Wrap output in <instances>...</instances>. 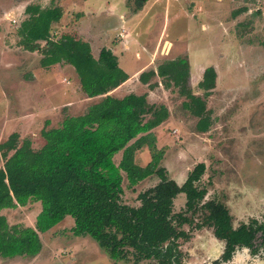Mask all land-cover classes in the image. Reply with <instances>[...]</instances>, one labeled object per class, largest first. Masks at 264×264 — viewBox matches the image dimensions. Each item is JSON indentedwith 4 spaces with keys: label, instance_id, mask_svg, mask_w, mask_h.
Segmentation results:
<instances>
[{
    "label": "rangeland",
    "instance_id": "1",
    "mask_svg": "<svg viewBox=\"0 0 264 264\" xmlns=\"http://www.w3.org/2000/svg\"><path fill=\"white\" fill-rule=\"evenodd\" d=\"M31 4L63 9L61 21L53 27L55 40L63 35L82 39L96 58L106 47L129 75L144 67L142 73L157 71L167 61L188 60L189 87L204 99L211 120L205 133L197 129L198 117L184 109L185 96L173 86L167 88L163 78L151 76L145 87L142 73L134 79L140 82L137 93L148 94L150 103L170 111L168 120L154 129L156 145L163 151L161 166L182 186L189 172L205 163L199 183L208 190L205 201H221L229 210L219 219L204 211L189 214L193 224L183 228L190 239L179 241L183 264H214L225 247L217 226L235 229L257 219L264 230V0H0V143L17 132L39 148L44 144L43 129L85 114L100 98L87 97L73 66L45 68L41 53L20 47L17 31ZM211 67L217 73L216 85L204 98L199 82ZM128 94L123 90L115 96ZM137 156L141 166L151 161L148 147ZM121 158L122 152L116 164ZM159 182L153 175L131 186L123 172V203L139 206V194ZM185 205L181 193L174 212H185ZM40 211L41 204L35 203L2 214L11 225H30ZM197 224L203 225L199 229ZM74 225L69 216L41 233L43 248L36 257L0 256V264H135L132 257L112 260L92 237L76 234ZM260 236L254 244L257 253L244 245L225 264H264Z\"/></svg>",
    "mask_w": 264,
    "mask_h": 264
},
{
    "label": "trees",
    "instance_id": "2",
    "mask_svg": "<svg viewBox=\"0 0 264 264\" xmlns=\"http://www.w3.org/2000/svg\"><path fill=\"white\" fill-rule=\"evenodd\" d=\"M25 15L17 31L20 47L41 53L45 68L62 63L73 66L87 97L100 101L83 115L66 117L60 127L43 129L44 144L39 148L32 138L17 132L0 143V256L36 257L43 248L40 233L70 216L75 221L73 231L92 237L112 260L132 257L135 264L146 260L183 264L179 241L190 239L183 228L193 224L189 214L193 217L204 211L219 219L229 211L221 201H205L208 190L199 183L206 164H197L185 183L178 185L161 166L163 151L158 149L154 133L170 117L168 107L150 103L146 93L110 94L129 74L106 47L96 58L82 39L63 35L55 40L53 27L64 15L62 8L31 4ZM189 71L186 59L167 61L157 71L143 72L140 80L148 84L151 76H159L167 88L173 86L186 98L184 109L198 117V131L205 133L211 120L206 102L189 87ZM216 78L214 68L205 70L199 82L204 98L211 95ZM145 147L151 151V161L141 166L137 154ZM120 152L122 158L116 164ZM123 172L131 186L153 175L159 176L160 182L139 194L140 205L132 207L122 201ZM181 193L186 196V211L175 213L174 201ZM35 203L41 204L35 227L11 225L2 214ZM259 233L264 246V230L257 219L236 229L217 226L216 234L225 241V248L214 264L231 261L244 245L257 253L254 244Z\"/></svg>",
    "mask_w": 264,
    "mask_h": 264
},
{
    "label": "crops",
    "instance_id": "3",
    "mask_svg": "<svg viewBox=\"0 0 264 264\" xmlns=\"http://www.w3.org/2000/svg\"><path fill=\"white\" fill-rule=\"evenodd\" d=\"M143 69H145V67L143 68ZM143 69H141L140 71H138L137 73H135V74H133V75H129L130 76V78L124 83V84H122L120 87H118L117 89H115L114 91H112L110 94H112V95H116L117 93H119V92H121V91H123V90H127V91H129V94L130 93H135V94H138V95H141V94H139V93H137V88H138V84L140 83L139 82V80H137V82H134V79H135V77H136V75H139V74H141L142 73V70ZM134 82V83H133ZM131 83H133V84H131ZM145 85L146 84H144L143 86L145 87ZM133 87H135V90L133 91L132 89H133ZM142 87V86H141ZM146 91V90H145ZM151 91V90H150ZM144 94V93H143ZM149 101V100H148ZM154 104V103H153ZM68 105H70V104H68ZM161 126V125H160ZM159 126V127H160ZM155 130H157V128L155 129ZM137 160H138V156H137ZM148 164V163H147ZM21 208V207H20ZM16 210H18V209H16ZM8 221H9V219H8ZM35 221H36V219H35ZM10 224H11V222H9ZM19 223V222H18ZM18 223H16V224H18ZM19 224H24V223H22V221L19 223ZM25 225V224H24ZM25 226H29V227H35V223L33 222V224H32V222H30V225L29 224H26ZM41 234V233H40ZM41 236V235H40Z\"/></svg>",
    "mask_w": 264,
    "mask_h": 264
},
{
    "label": "flooded vegetation",
    "instance_id": "4",
    "mask_svg": "<svg viewBox=\"0 0 264 264\" xmlns=\"http://www.w3.org/2000/svg\"><path fill=\"white\" fill-rule=\"evenodd\" d=\"M207 194H208V193H207ZM206 196H207V195H206ZM177 197H178V196H177ZM205 198H206V197H205ZM176 199H177V198H176ZM176 199H175V200H176ZM213 200H214V199H213ZM174 202H175V201H174ZM199 229H200V228H199ZM235 229H236V228H235ZM183 240H184V239H183ZM224 243H225V241H224ZM179 244H180V243H179ZM180 247H181V246H180ZM224 248H225V247H224ZM238 248H239V247H238ZM180 250H181V249H180ZM237 251H238V249L236 250V252H237ZM181 252H182V251H181ZM223 252H224V250H223ZM223 252H222V254H223ZM236 252H235V253H236ZM222 254H221V255H222ZM234 255H235V254H234ZM220 257H221V256H220ZM220 257H219L218 259H220ZM233 257H234V256H233ZM218 259H217V260H218ZM232 259H233V258H232ZM215 261H216V260H215ZM229 262H230V261H229ZM214 263H215V262H214ZM226 263H228V262H226ZM223 264H225V263H223Z\"/></svg>",
    "mask_w": 264,
    "mask_h": 264
},
{
    "label": "bare ground",
    "instance_id": "5",
    "mask_svg": "<svg viewBox=\"0 0 264 264\" xmlns=\"http://www.w3.org/2000/svg\"><path fill=\"white\" fill-rule=\"evenodd\" d=\"M167 44H168V43H167ZM169 47H170V45L168 44V45H167V49H168Z\"/></svg>",
    "mask_w": 264,
    "mask_h": 264
}]
</instances>
